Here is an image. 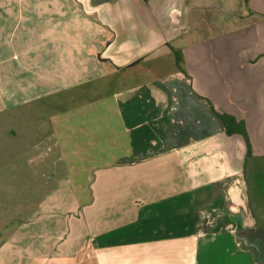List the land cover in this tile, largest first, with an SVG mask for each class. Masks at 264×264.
<instances>
[{"label": "crops", "instance_id": "crops-1", "mask_svg": "<svg viewBox=\"0 0 264 264\" xmlns=\"http://www.w3.org/2000/svg\"><path fill=\"white\" fill-rule=\"evenodd\" d=\"M63 1L64 18L86 25L78 37L67 35L70 67L60 62L59 13L50 25L55 31L45 35L36 27L12 29V17L4 16L0 56L19 57H11L15 67L0 63V119L14 110L28 119L26 109L37 108L44 89L53 97L60 86L89 81L85 71L92 69L100 78L155 74L152 62L172 56L167 72L174 74L142 79L119 100L133 153L117 163L131 171L96 183L126 185L110 192L99 186L86 197L61 193L58 205L74 209L61 238L45 235L58 228L44 224L41 203L38 210L34 204L23 226L34 250L18 258L7 253L10 260L0 264H264V225L252 217L264 213L252 206L248 179L250 161H264V0ZM60 70L71 72L61 82L52 79ZM213 109L243 121L246 134L228 135ZM20 132L31 141V132ZM16 136L0 129V145ZM41 178H29L36 190ZM30 195L37 200V191Z\"/></svg>", "mask_w": 264, "mask_h": 264}, {"label": "rangeland", "instance_id": "rangeland-1", "mask_svg": "<svg viewBox=\"0 0 264 264\" xmlns=\"http://www.w3.org/2000/svg\"><path fill=\"white\" fill-rule=\"evenodd\" d=\"M65 7L67 3L63 0H0V42H4L2 34L5 29L4 16L12 17V29L30 31L36 27L38 32L45 35L50 34L51 29L55 31L50 25L57 21L56 13H59L60 20L57 22L60 23V32H63L59 40L60 62H63L64 68L68 66L67 63L70 67L71 54L66 55L63 52L70 42L67 35L74 32L78 37L79 32L81 33L86 25L84 19L73 25L70 18H64L69 16L66 15ZM17 20L20 21L18 27ZM76 42L82 41L76 40ZM90 45L93 48V41ZM13 55L19 57L18 52L15 51L2 52L0 63L5 62L6 65L15 67L18 63L11 58ZM90 63L92 67L95 66L96 58L92 57ZM152 66L156 67L155 74L144 72L139 74L141 76L131 73L127 77L111 74L100 78L97 77L99 72H94L93 69L88 73L85 71L87 74L85 79L90 76L89 81L66 90L61 89L60 86L58 93L53 97H47L48 90L44 89V97L35 104L37 108L31 110L29 106L26 109L28 114H33L28 116V119L23 121L13 116L16 110L0 119L2 131L9 129L17 133L15 138L5 139L0 145V245L6 233L10 234V244L1 251L0 260L3 258L9 261L10 257L3 256L7 253L18 258L34 250L32 242L34 236L27 233L23 227L25 223L29 224L26 219L33 217L31 215L34 212V204L38 210L41 203L44 224L52 220L58 228V231L50 233L49 230L45 235L53 234L61 238L67 233L68 221L72 219L71 212L74 211L71 207L58 205L57 201H61L59 200L61 193L67 190L77 197H86L87 193L97 192L99 186L103 187L104 192H110L121 190L126 185L122 180L116 184L105 181L101 182L104 184H99L100 182L96 183V178L123 176L130 173V166L124 162L121 165L117 163L118 158L129 157L133 153L132 134L126 128V120L121 113L119 100L127 89L137 85L142 79H153L154 76L168 77L174 74L173 71L167 72L174 67L172 56L161 57L160 62L156 59L152 62ZM67 73L71 72L60 70L56 74L53 73L52 79L59 76L61 82ZM79 73L82 72L76 71V76ZM130 115L127 114V117ZM186 119L192 118L187 115ZM255 124L256 122L253 125ZM24 129L32 133L31 141L27 140L24 134L19 133ZM260 154L262 155V152ZM261 159H258L257 164L250 161L248 179L251 184L252 206L262 207L259 211L264 213V191L258 193L260 184L264 185V161ZM39 176L42 177V181L37 183L36 190L35 184H31L29 178ZM140 184L145 187V178L141 179ZM33 191H37V200L30 195ZM134 191L140 192L136 188ZM40 192L41 197L38 199ZM252 217L255 221L257 219L259 224L264 225V214H254ZM24 233L30 238L24 239ZM74 236L75 233L73 238ZM81 238L82 236H79L74 241L80 242ZM15 240L18 244L13 243Z\"/></svg>", "mask_w": 264, "mask_h": 264}, {"label": "trees", "instance_id": "trees-1", "mask_svg": "<svg viewBox=\"0 0 264 264\" xmlns=\"http://www.w3.org/2000/svg\"><path fill=\"white\" fill-rule=\"evenodd\" d=\"M213 111H214V113H216V115L222 121L223 125L226 128V132L228 135H233V134L245 135L246 134V132H247L246 126H245V123L243 121L236 119L234 116H232L230 114L220 113V112L215 111L214 109H213ZM248 155H249V157H252L251 150L248 151ZM257 181H259V179ZM258 190H259L258 193H261V192L263 193L264 185L262 183L260 184ZM250 191H251V189H250Z\"/></svg>", "mask_w": 264, "mask_h": 264}]
</instances>
